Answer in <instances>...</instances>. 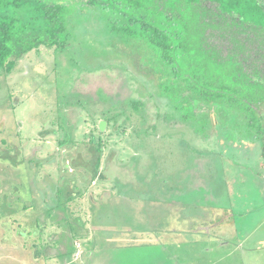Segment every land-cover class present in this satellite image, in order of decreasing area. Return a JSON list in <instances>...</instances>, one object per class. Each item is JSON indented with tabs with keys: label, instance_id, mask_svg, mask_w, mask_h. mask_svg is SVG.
I'll return each mask as SVG.
<instances>
[{
	"label": "rangeland",
	"instance_id": "obj_1",
	"mask_svg": "<svg viewBox=\"0 0 264 264\" xmlns=\"http://www.w3.org/2000/svg\"><path fill=\"white\" fill-rule=\"evenodd\" d=\"M46 1L68 6V47H41L19 61L9 76L0 72V264H57L56 249L43 252L51 259L37 256L32 250L36 240L18 235L17 224L35 217L46 220L42 239L56 238L59 228L51 226L45 211L55 205L51 201L60 188L62 200L75 195L73 215L90 234L74 242L77 261L94 234L104 233L109 241L120 235L117 230L132 229L146 245L142 231L159 244L178 235L179 240L183 236L198 242L189 245L195 249L204 242L218 252L241 245L244 257L235 255L219 264H264V143L246 134L236 112L191 100L186 111L203 127L195 132L190 121L175 122L178 112L163 105L150 79L133 63L136 50L129 51L119 35L108 31L102 11L74 7L72 0ZM155 4L168 10L163 1ZM215 29L206 31L205 36H216L203 37L200 48L215 52L217 62L224 63L230 45ZM128 100L141 104L140 113L134 112L122 128L105 124L99 130L103 113L123 119ZM250 106L264 112V107ZM157 116H166L173 125L167 127ZM143 117L144 128L156 123V130L142 133ZM99 137L104 144L102 173L92 182L82 165L93 158L91 138L96 142ZM106 192L113 197L102 202ZM31 201L36 208L19 214ZM12 207L16 212H10ZM90 207H95L93 216ZM206 232L232 239L222 248ZM170 242L178 248L179 241Z\"/></svg>",
	"mask_w": 264,
	"mask_h": 264
},
{
	"label": "trees",
	"instance_id": "obj_2",
	"mask_svg": "<svg viewBox=\"0 0 264 264\" xmlns=\"http://www.w3.org/2000/svg\"><path fill=\"white\" fill-rule=\"evenodd\" d=\"M159 1L164 2L167 11L159 9L155 4L156 0H72L75 3L71 5H81L88 8L86 10L104 13L108 31L119 35L129 51L136 50L132 52L133 63L150 79L149 82L154 85L163 105L178 112L173 119L175 122L190 121L195 132L199 126L203 127V124L194 122L186 111L188 100H191L222 108L223 111L236 112L246 134L250 133L249 136L264 143V112L255 111L250 106L254 103L264 107V0ZM212 7L215 8L213 11ZM68 15V6L59 2L0 0V72L9 76L19 61L41 47L66 49L70 36ZM214 27L220 31L219 36L230 45L224 63L217 62L215 52L200 48L203 37L210 40L216 36H205L206 31ZM248 44L253 46L252 51H248ZM150 59L162 72H156ZM123 106L129 107V111L123 112L125 114L122 120L118 119L119 116L106 112L101 115L102 121L117 130L130 121L134 112L140 113L141 104L137 101L128 100ZM215 112L211 113V118ZM144 118H139L142 133H152L150 130H156V123L144 128ZM157 118L167 127L173 125L171 121H167L166 116ZM115 132L119 134L118 131ZM94 140L91 138L88 150L93 158L88 165H82L90 171L92 182L102 173L99 167L104 149L100 137L96 142ZM64 194V189H57L51 201L55 205H47L45 211V216L53 223L51 226L59 228L56 238L49 235L45 241L42 239L48 227L45 228L46 220L41 221L35 217L33 222L23 224L22 219L17 224L18 235L27 240H36L37 244L32 246V250L37 251V256L42 255L46 247L55 248L58 252L55 256L57 264H69L71 255L77 249L74 242L83 241L89 235L84 222L73 215L70 205L75 201V195L69 194L62 200ZM90 195L89 198L94 203ZM106 196L113 197L111 192H106L101 198L102 202H105ZM109 201H112L111 198L107 200ZM35 208L36 202H28V205L24 204L20 208L19 214ZM94 208L89 209L91 216L94 215ZM10 212H16L15 207ZM10 222L9 233L12 221ZM92 227L95 228L93 224ZM117 231L115 234L134 233L132 229ZM142 232H146L143 236L146 239L149 231ZM93 240L85 242L83 247L93 248ZM42 256L45 260L51 259L44 254Z\"/></svg>",
	"mask_w": 264,
	"mask_h": 264
},
{
	"label": "crops",
	"instance_id": "obj_3",
	"mask_svg": "<svg viewBox=\"0 0 264 264\" xmlns=\"http://www.w3.org/2000/svg\"><path fill=\"white\" fill-rule=\"evenodd\" d=\"M205 229L203 230L209 231L208 228ZM129 235L121 236L120 234L108 241L106 234H94L90 241L95 239L97 241V243L94 242L95 246L80 251V260L82 261H77L76 258H73L78 253V250H75L71 255L69 264H219L235 255L244 257V254H246L244 251L238 250V248H241V245H238L232 251L224 249L223 252H218L217 249L213 250L211 248L210 242H204L202 248L199 249L189 248V245H192V247L196 243L199 245L198 242H191L188 238L185 241L183 236L179 240L178 235H169V238H166L163 243L159 244L156 242L159 240L152 243L153 241L149 237L150 234H148L145 239H148L147 245L142 240H137L133 235ZM191 235L196 236V234ZM206 235L210 236L209 241L213 238L215 242L221 243L222 248H225L230 239H232L230 236H227L225 240V238L216 233L209 234V232H206ZM189 236L188 234L186 237ZM173 240L179 241V243H176L180 245H178V248L172 247L170 241ZM157 245L161 246L162 249L157 250L155 248Z\"/></svg>",
	"mask_w": 264,
	"mask_h": 264
},
{
	"label": "water",
	"instance_id": "obj_4",
	"mask_svg": "<svg viewBox=\"0 0 264 264\" xmlns=\"http://www.w3.org/2000/svg\"><path fill=\"white\" fill-rule=\"evenodd\" d=\"M104 126H105V122H100L99 125H98V129L103 131Z\"/></svg>",
	"mask_w": 264,
	"mask_h": 264
}]
</instances>
